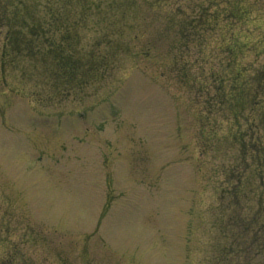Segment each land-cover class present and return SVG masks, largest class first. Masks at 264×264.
Wrapping results in <instances>:
<instances>
[{"label":"rangeland","instance_id":"rangeland-1","mask_svg":"<svg viewBox=\"0 0 264 264\" xmlns=\"http://www.w3.org/2000/svg\"><path fill=\"white\" fill-rule=\"evenodd\" d=\"M233 1L100 0L113 45L98 18L74 33L113 58L111 78L61 103L43 104L2 57L0 264H244L225 250L228 187L214 185L237 151L197 162L201 132L231 131L240 69L259 82L264 139V0ZM261 192L246 185L245 217Z\"/></svg>","mask_w":264,"mask_h":264},{"label":"trees","instance_id":"trees-1","mask_svg":"<svg viewBox=\"0 0 264 264\" xmlns=\"http://www.w3.org/2000/svg\"><path fill=\"white\" fill-rule=\"evenodd\" d=\"M230 4L235 2L230 3L229 0ZM33 5L35 0H0V31L6 24V40L2 42L0 61H4L2 57L5 58L11 69L31 78L25 80L34 88L35 95L41 98L43 104L61 103L74 95L85 97L90 88L111 78L113 58L110 59L104 52L103 55L102 46L85 50L78 34L74 33V30L84 29L88 26L87 22L98 18L95 28L101 23L105 28H111V32H106L108 37L105 44L107 48L113 45L109 41L110 37L115 36V24H111L108 19L112 12L110 7L107 8L108 13H103L100 0H37V9ZM234 10L237 11V6H231V17H234ZM239 46L234 43L233 50L229 49L233 59L238 55ZM30 54L31 59L27 57ZM20 55L25 57L21 58ZM2 63L0 74L3 72ZM229 77L231 91L225 101L230 102L232 107L231 131L223 139L214 135L217 131H214L213 126H210L209 131L201 132L197 162L202 163L210 151L218 152L220 144L230 151H237V159L234 161L230 158V162L219 169V176L214 182L218 194L228 187L224 193L230 200L231 208L225 210L228 216L224 224L226 230L223 231L228 240L225 250L237 263L242 260L244 264H264V139L260 125L256 122V112L252 117L254 103L260 99V85L241 69L240 73L233 72ZM3 81L0 92L3 91ZM245 111L251 117L243 118ZM206 113L212 115L213 109L206 108ZM209 115L207 118L212 117ZM239 117L244 121L241 122ZM247 172H250V177L244 176ZM257 182L258 189L255 185ZM246 185L262 191L256 208L245 211L247 217L243 214L244 203L240 196ZM253 197L258 198L257 195ZM252 205L255 207V204ZM218 260L225 261L224 256L220 255Z\"/></svg>","mask_w":264,"mask_h":264}]
</instances>
